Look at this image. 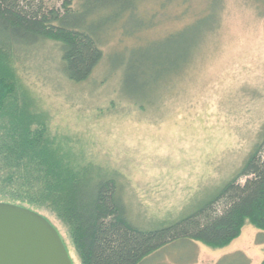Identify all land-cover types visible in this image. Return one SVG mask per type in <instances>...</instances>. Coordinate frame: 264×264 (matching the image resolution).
<instances>
[{
    "label": "rangeland",
    "instance_id": "1",
    "mask_svg": "<svg viewBox=\"0 0 264 264\" xmlns=\"http://www.w3.org/2000/svg\"><path fill=\"white\" fill-rule=\"evenodd\" d=\"M118 6L99 12L118 29L103 43V59L88 80L68 81L59 46L48 41L19 63L18 93L75 164L115 175L130 221L153 228L215 193L260 136L264 0H142L137 15L122 16ZM180 29L177 39L164 37ZM185 34L193 53L174 81L156 88L125 81L135 56L182 50ZM31 208L57 229L72 264H81L66 224L47 207ZM237 253L248 264L264 260V231L246 223L222 247L177 240L140 264H217Z\"/></svg>",
    "mask_w": 264,
    "mask_h": 264
},
{
    "label": "trees",
    "instance_id": "2",
    "mask_svg": "<svg viewBox=\"0 0 264 264\" xmlns=\"http://www.w3.org/2000/svg\"><path fill=\"white\" fill-rule=\"evenodd\" d=\"M141 1L0 0V202L49 208L71 231L81 264H140L177 240L222 247L246 223L264 231V126L240 168L215 193L185 215L144 228L130 221L115 175L75 164L69 149L47 134L46 120L19 96V63L48 41L58 44L68 81L88 80L103 59V43L118 29L114 20H100L99 12L120 5L121 16L137 15ZM182 29L164 37L177 39ZM182 39V50L170 46L167 55L160 50L135 56L125 81L134 88L139 81L155 88L174 81L193 53L191 38ZM217 264L248 259L237 253Z\"/></svg>",
    "mask_w": 264,
    "mask_h": 264
},
{
    "label": "water",
    "instance_id": "3",
    "mask_svg": "<svg viewBox=\"0 0 264 264\" xmlns=\"http://www.w3.org/2000/svg\"><path fill=\"white\" fill-rule=\"evenodd\" d=\"M0 264H72L57 229L41 214L0 202Z\"/></svg>",
    "mask_w": 264,
    "mask_h": 264
}]
</instances>
